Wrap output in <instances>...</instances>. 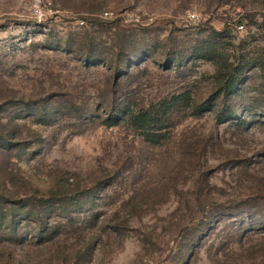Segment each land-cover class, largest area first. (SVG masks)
<instances>
[{
  "label": "rangeland",
  "instance_id": "obj_1",
  "mask_svg": "<svg viewBox=\"0 0 264 264\" xmlns=\"http://www.w3.org/2000/svg\"><path fill=\"white\" fill-rule=\"evenodd\" d=\"M0 264H264V0H0Z\"/></svg>",
  "mask_w": 264,
  "mask_h": 264
},
{
  "label": "trees",
  "instance_id": "obj_2",
  "mask_svg": "<svg viewBox=\"0 0 264 264\" xmlns=\"http://www.w3.org/2000/svg\"><path fill=\"white\" fill-rule=\"evenodd\" d=\"M122 115L124 119L129 120L137 128L141 129L147 140H155V136L157 135H154L155 133H151L150 131L152 129V123L154 122L152 108L131 109L128 104H125ZM116 122H110L108 125H115Z\"/></svg>",
  "mask_w": 264,
  "mask_h": 264
},
{
  "label": "built area",
  "instance_id": "obj_3",
  "mask_svg": "<svg viewBox=\"0 0 264 264\" xmlns=\"http://www.w3.org/2000/svg\"><path fill=\"white\" fill-rule=\"evenodd\" d=\"M114 15V13L112 11H106L104 12V17L108 18V17H112Z\"/></svg>",
  "mask_w": 264,
  "mask_h": 264
}]
</instances>
